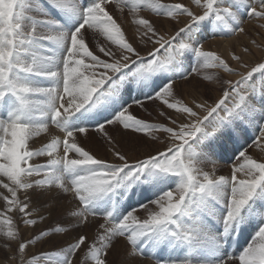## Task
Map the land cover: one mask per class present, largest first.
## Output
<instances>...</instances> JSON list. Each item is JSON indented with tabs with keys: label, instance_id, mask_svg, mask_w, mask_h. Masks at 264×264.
<instances>
[{
	"label": "snow or ice",
	"instance_id": "6c2138e0",
	"mask_svg": "<svg viewBox=\"0 0 264 264\" xmlns=\"http://www.w3.org/2000/svg\"><path fill=\"white\" fill-rule=\"evenodd\" d=\"M40 4L45 19L28 15L26 0H0V187L8 193H0L7 205L0 218L18 241L19 264H117L120 251V264H134L138 254L155 264H264V80L259 93L253 80L264 77V62L238 73L230 63L248 68L249 47L224 59L203 43L244 33L246 17L264 20V0H192L200 11L120 0L121 12L129 7L139 17L127 38L109 12L112 0ZM143 9L157 19L141 16ZM203 68L240 79L208 76L207 99L186 101L182 84ZM134 106L163 121L137 117ZM50 125L59 135L30 150ZM156 131L164 138L149 134ZM229 146L243 163L217 176ZM64 197L59 218L21 240L8 213L37 225ZM138 209L146 218L136 223ZM34 243L51 247L25 258Z\"/></svg>",
	"mask_w": 264,
	"mask_h": 264
},
{
	"label": "rangeland",
	"instance_id": "374dc122",
	"mask_svg": "<svg viewBox=\"0 0 264 264\" xmlns=\"http://www.w3.org/2000/svg\"><path fill=\"white\" fill-rule=\"evenodd\" d=\"M131 2L134 3L135 0H131ZM162 2L168 3V4L184 3L186 6L193 7L194 10L200 11V9H197L195 8L194 5H192V0H162ZM26 3L29 4L30 7L32 8V11L27 13L28 15H32L34 19H45L46 18L40 15V12L42 10L40 0H26ZM120 7H121L120 0H112V7L109 9V12L111 13V15H113V18L117 20V23L120 24L121 29L125 31L126 38H127L132 35V32L134 31L135 19L139 17H132L129 7H124L123 12L120 11ZM140 15L144 16L145 18L150 17L153 20L157 19L155 15L147 9L141 10ZM262 25H264V20H258V19H254L251 17H246L245 23H244L245 32L239 35H238L239 32L236 33L237 36L239 37L236 43L230 44V47L226 46L225 48H223L224 50L222 49L223 46H221V44L218 45V43H214V44L208 43L207 48L204 50L209 51V52H215L217 55H220L222 58L228 59V57L232 55L233 53L241 54L245 47H249L250 54L243 56V61L249 66L248 68L239 67V65H237L235 62L230 63V66L236 67L238 69V73L239 72L247 73L248 71L251 70L252 67H255L258 63L264 62V27H262ZM226 32H227V29H224V33ZM234 35H227V34L221 33V34H217L214 36H207L204 39L203 43L206 44L207 41L208 42L211 41V39L215 38L216 36L226 38V37H231ZM208 76H212L213 78L223 77L225 80H231L233 82L240 79L239 74H230V73L225 72L223 69L203 68L200 70L198 75L194 74V76L190 79V82H185L182 84V91H183V95L186 101H188L189 98H194L197 96H203L204 99H207V96L204 95L206 88L203 85L212 84V81H209L206 79ZM253 80L255 82L257 92L259 93L260 85H261L262 80H264V77H262L258 72L253 75ZM177 83H181V82L177 81ZM198 85L200 87H198ZM245 87L247 86L241 85V88H245ZM242 94L247 95V92H244ZM218 95H219L218 93L213 92V96H218ZM209 102L211 103L212 101H209ZM227 103L230 106L232 101L229 100L227 101ZM145 107H147V105ZM130 111L137 117H143L149 120L150 122H162L163 121V117H160L156 112H151V109H148V111H143L140 108L134 106ZM149 112H151V115L148 114ZM50 127L55 128L54 125H50ZM149 134L156 135L160 137L161 139L164 138V134H162L160 131H156L154 133H149ZM259 134H260V130H256V129H250L248 132L249 137L251 136L259 137ZM94 135H95L94 133L91 134V136L93 137ZM41 136H46V134L42 133ZM37 138L39 137H33L32 140H30L29 142L31 146L30 150H32L33 148L42 146V145L40 146L33 145V142ZM80 143L82 144V146L86 148V150H91L94 153L97 150L96 144L91 142L90 140L85 141L82 139ZM249 143H251V140H249ZM156 146L163 148V145H156ZM248 154L251 155L253 159H257L258 156L260 155L257 151L251 148L249 149ZM33 160L38 164H43L47 162V157H34ZM30 162H33V161H30ZM242 163H243V159L234 157V154L230 150V146H229V151L227 152V158L225 160L219 161V164L216 166L215 174L217 176H220V175L228 176L230 169L234 165L242 164ZM210 168L211 166H208L205 168V170H209ZM240 175L242 174L238 173V176ZM5 182H7L6 179H5ZM0 193H2L3 195H8L7 190L3 189L2 187H0ZM51 194L52 192H50L48 195L53 196ZM54 196H56V194ZM68 203H69V200L67 197L61 198L58 202L57 210L53 212V214L49 216V218L46 221L40 222L37 225H23L21 223V218L19 214L16 213L15 211L9 212L8 215L12 217L13 222H14V227L18 228L20 232V238L21 240H23V239H27V238H30L36 235L39 232V230L46 229L49 225H52L53 221L59 218V215L63 211V209L68 206ZM134 203L135 202L133 201V204ZM6 207L7 205L5 201L2 198H0V212H4ZM137 211L138 212L136 213L134 212L133 215L135 217H138V219L136 220V223H139L144 218H146V214L144 213L142 209H138ZM141 216H144V217H141ZM33 218H36V217H33ZM102 222H103V217H97V220H95V224L97 225ZM132 222L133 221L130 219L129 223L131 224ZM7 230H8V225L3 222L2 218H0V264H19V257L17 256L15 252L18 241L10 240V238L6 236ZM8 245H10V247H8ZM50 247L51 246L47 244L34 243V246H32L25 253V258H29L32 254H39L42 251H47L50 249ZM139 257L149 259L148 257H145L143 255H139ZM113 258L117 261V264H120V261L124 259L123 251L119 252ZM138 261L140 260H137L136 258L135 262H138ZM41 264H44V262H41Z\"/></svg>",
	"mask_w": 264,
	"mask_h": 264
},
{
	"label": "bare ground",
	"instance_id": "6f19581e",
	"mask_svg": "<svg viewBox=\"0 0 264 264\" xmlns=\"http://www.w3.org/2000/svg\"><path fill=\"white\" fill-rule=\"evenodd\" d=\"M111 14V13H110ZM246 26V25H245ZM238 33V32H237ZM239 34H242V33H238V35ZM238 36H237V34L236 35H234V36H231V37H226V38H224V37H218V36H216L215 38H213V39H211V41H207L206 42V44H204V49H206L207 48V46H208V43H218V45L219 44H221V46H223L222 47V49L223 48H225L226 46L227 47H230V44H234V43H236L237 41H238ZM261 48V47H260ZM224 50V49H223ZM227 50H228V48H227ZM263 52V51H262ZM193 98H189L188 99V101H191ZM264 130V129H263ZM60 132L57 130V129H55V128H51L50 127V134H46V136H41V137H39V138H37L34 142H33V145L34 146H40V145H42L44 142H47L48 140H50L51 139V136L52 135H58ZM45 134V133H44ZM8 136H9V138H10V134H8ZM30 148H31V146H30ZM62 154V153H61ZM71 155V154H70ZM36 160V159H35ZM31 163V162H30ZM54 193V194H53ZM57 195V193L55 192V191H53L52 192V194L51 195ZM136 212H138V211H136ZM135 212V213H136ZM141 217H144V216H141ZM95 220H97V218L95 219ZM95 220H94V223H95ZM121 252V251H120ZM137 258V260H140V261H138V262H134V264H154L150 259H147V258H141V257H139V255L136 257Z\"/></svg>",
	"mask_w": 264,
	"mask_h": 264
}]
</instances>
